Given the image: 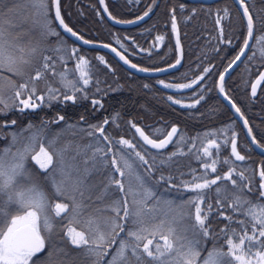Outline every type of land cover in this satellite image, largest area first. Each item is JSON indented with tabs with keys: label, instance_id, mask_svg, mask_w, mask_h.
Masks as SVG:
<instances>
[{
	"label": "snow or ice",
	"instance_id": "6c2138e0",
	"mask_svg": "<svg viewBox=\"0 0 264 264\" xmlns=\"http://www.w3.org/2000/svg\"><path fill=\"white\" fill-rule=\"evenodd\" d=\"M239 2L243 6L244 15L247 17L248 38H251L254 28L253 16L249 13L244 0H239ZM29 3L37 10V15L43 16L45 21L42 25L44 33L58 35L54 32L52 21L49 19V0H29ZM51 3L55 8V20L59 22V25L65 31L72 36H77V33L73 32L61 16L60 0H51ZM101 3H103V0H101ZM3 6V0H0V9ZM181 8H183V5H181ZM105 11H107V8H105ZM149 11H151V8ZM225 12H227L226 9ZM148 14L149 12H145L144 16ZM139 19H143V17H139ZM26 22L21 21V23ZM128 22L131 23L132 21ZM219 22L218 20L217 23ZM17 26L11 21H6L3 15H0V69H6L8 72L23 78L26 70L31 66L32 60L36 58L37 53L41 50L36 46L25 50L23 47L14 46L10 41H7L5 39V28L12 29ZM175 28V16H173V30ZM78 38L83 40V37ZM157 39L163 40V37H157ZM84 43H89V41L85 40ZM246 48H249V39L244 40V46L232 63L229 64V69L245 55ZM112 50L115 51V49ZM53 51L59 52L61 49L57 48ZM77 51V49H72L73 54ZM16 53H19V55ZM117 55L120 54L117 53ZM120 58L125 63H130L124 56H120ZM253 58L249 57V60ZM58 62H63L62 58L54 59L52 56L41 55L40 65L35 70V74L28 75L23 83L15 87V100L11 104H7L0 96V116L7 115L12 110H18L21 113L25 110H35L45 104L50 105L53 101L75 103L78 99H88L86 86L91 82V76L88 71L84 70L88 66V61L84 57L78 58V63L72 72L79 71L80 75L75 79H69L70 72L68 70L59 71L57 69ZM176 63L179 64L180 61L177 60ZM131 66L136 67L135 64ZM171 67H175V65H171ZM140 70L147 71V69ZM209 71L208 68L204 69V73ZM227 71L228 69H225V72ZM49 74L60 83L61 87L54 88L51 84L46 83L44 94L38 95L37 82L47 81ZM202 79L203 76L198 77L189 84H181L176 87L191 88L192 85L197 84ZM219 79V89L223 93L225 79L223 73L220 74ZM261 81H264V72L259 74L256 83L252 85L253 96L256 95V88ZM160 83L163 84L164 82L160 81ZM165 87H173V85L167 84ZM61 88L65 93L70 90L72 94L62 95ZM96 91L99 92L100 89L97 87ZM176 103H180V101H176ZM196 103H199V100ZM92 105L94 110L98 105L102 107L99 100H92ZM193 106L188 105V107ZM233 107L236 112H240V109L236 108L234 104ZM83 119L81 117V120ZM61 121H65V117L58 115L50 122H43L41 129L31 132L27 137H23V133L35 128L31 123L21 129L20 132H9L7 135L11 137V143L8 147L0 149V264H37V260L40 259L37 254L45 249V239L49 240V246L52 243L50 235L52 223L48 215V208L50 207L48 194L35 184L30 187H22L18 183L19 177L29 175L26 168L29 158L34 160L40 169L48 173L46 179L52 184L53 195L65 198L71 204L70 209L69 203H57L55 205L56 216L70 212L71 222L77 224L81 223L78 218L83 215L87 207L84 201L89 197L85 193L90 194L92 189L96 187L94 184L85 183L91 172L99 171L100 168H111L108 182L103 185L101 194L96 197L99 200H103L104 196L109 194L113 185L116 186L117 191L125 192V184L122 179L116 178V173H119L121 178L135 176L139 189L142 190V198L136 200L135 197L141 195V192H133L129 188L124 197L106 204L105 210H111L115 215L103 219L105 230H101L99 219L93 216H89L84 222L87 235L85 231H77L76 228L70 227L68 229L67 236L71 240V244L78 247L84 246L86 255L94 258L93 264H103V257L108 255V248L117 242L116 238L120 236V233L125 232L126 222L130 226L127 228L125 236L119 240V247L108 264H234V261H238L240 264H264V239H262L264 238V205L258 202L254 204L248 199L244 194L245 186L233 179L235 173L243 182L245 179L243 172L236 173L235 168H231L225 175H216L214 179H209L206 178L208 169L215 173L218 161L212 160L211 163H205V172L201 176H193L192 181H181L177 188V190L183 188L190 191L195 194V197L187 201L186 204L175 205L174 201L163 200L154 190L161 186V182L171 185L172 176L160 175L149 186L148 179L137 171L139 168L147 166L148 177L150 178L152 172L155 171V156L151 157L153 163L150 164L145 155H142L140 151H135V144L130 140L121 138L116 140L115 143L132 149V153L126 154L121 149L116 148L115 153L109 159V153H113V139L109 138L104 128V125L109 123L108 119L98 125H89L87 129L78 128L79 122L69 124L65 121V126L73 135L77 131L85 132L87 136L96 141L95 144L84 146L85 149L91 150V154L85 156L82 161L83 171L80 162L77 160L78 157L84 154L79 146H77L74 154L69 155L71 142L64 144L62 147H57L59 133L52 139L42 136L43 128L47 127L48 123H59ZM244 123L247 125V120ZM15 124V120L0 124V130ZM131 127L135 129L145 144L157 150H163L169 144L175 143L173 137L178 132V129L173 127L164 139L157 140L150 138L135 124H132ZM251 131V128H249V134H251ZM97 133H99V136H97ZM2 138H4V133L0 131V139ZM252 139L253 142H256L255 137ZM103 141H107V147L101 146ZM228 143L229 141L226 140L224 147H227ZM45 144H47V147L44 146ZM230 144L231 153L235 156V159L243 161L245 157L237 151L235 138L230 141ZM17 145L21 146L13 152L12 148ZM37 148H39L38 152L36 151ZM210 148H214L217 156H219L221 145L217 144L215 139L211 140L209 145L203 149L204 155L207 157L213 155ZM145 151L147 150L145 149ZM33 153L35 154L33 155ZM175 155L177 153L172 154V156ZM133 156L135 159L132 158ZM5 157H10V159L6 161ZM171 158L170 156L169 159ZM197 159H201V157L197 155ZM227 162L228 160L225 158L223 163ZM89 164L91 167L88 166ZM260 177L264 180V170L260 172ZM218 181H231V184L238 189V194L233 197V203L229 204V208L233 213L243 212L246 217L251 219V234H249V228L245 220H234L231 215L224 216V205L220 199L216 200L215 208L211 203H205V190L212 189V186L217 185ZM259 188L261 189L259 197H264V182L259 185ZM167 190L171 191L172 189L170 187ZM215 191L219 197L221 187L217 186ZM248 191L251 192V188ZM128 195L134 197L132 210L128 207ZM5 196L7 197L6 201L3 199ZM149 201H154L156 205L163 203L170 208L178 207L182 209L185 206H194L195 215L194 223H192L190 229L191 237L187 234L189 229L186 228L183 230V234H178L175 228L171 226L170 221L161 219L157 222L155 216H149L148 213L154 211V209L148 208ZM202 204L204 207H201ZM8 205H15L14 215L5 212ZM246 205L247 207H245ZM121 211L123 212L122 216L120 215ZM213 213L223 216L228 221L218 233L211 229L208 223V218ZM181 218H183L182 213ZM233 223L238 224L239 229L233 228ZM42 232L44 235L41 234ZM149 237L151 238L149 239ZM209 239L212 241L213 247L208 250L206 256L201 258V252ZM221 239L224 240V244L217 246ZM225 245L227 251L223 250ZM253 248L262 250L255 252L245 260V250L247 249V252L251 253ZM129 251L130 255L128 254Z\"/></svg>",
	"mask_w": 264,
	"mask_h": 264
},
{
	"label": "trees",
	"instance_id": "16d2710c",
	"mask_svg": "<svg viewBox=\"0 0 264 264\" xmlns=\"http://www.w3.org/2000/svg\"><path fill=\"white\" fill-rule=\"evenodd\" d=\"M19 1L20 0H3L4 6L0 10L3 11L7 7L11 6L14 7V16H16L18 24L21 26L23 24L21 21H23L22 19L25 17L26 13L29 12V8L25 4L21 5ZM106 1L111 13L115 17H118L122 20H131L137 16H140L146 10V7L152 0ZM223 2L224 4L229 3L231 7H228L231 10L229 21L236 20L233 13H235L240 18V33L242 32V38L244 39L246 27L238 12L236 4L232 0H223ZM218 3L219 2L212 4L211 7H218ZM255 4L258 10H264V0H257L256 3L251 4V7L249 6L250 10L253 11L252 13L256 16V12L253 7ZM178 5L179 0H162L156 9L157 13H154L151 19L142 25V27L138 26L130 29H120L111 25L102 15L97 0H61V11L66 23L82 36L90 40L114 44L120 48L133 62L145 67H157V63L151 65V63L154 62L153 58L156 53L147 50L149 46V39L152 37V32L149 34H141L139 31L154 25V22L158 20L160 24L153 31L156 29L159 30V32L167 30L169 33L168 23L169 19L171 18L170 11H176L173 16H177L179 22L182 25L185 11L178 10ZM186 5L190 12L193 6H198L197 8L200 7V4H193L187 1ZM51 8L52 3L50 9ZM214 8L212 11L207 12V14L204 11L202 14H195L196 19H200L199 16H203V19L206 17L207 23L212 24L214 22L213 16H215L213 12L215 11ZM219 16L220 15L217 14L216 19ZM191 17L192 22H194V15L191 14ZM260 21H262L261 18L259 19V22ZM192 26L193 25H191V27ZM190 40L191 38L189 39L188 35H183V42L186 47L187 41L189 42ZM52 41H54V39H52ZM69 43L75 47H78L80 52L91 55V57L88 56V59H90L89 72L91 71V66L96 69L95 74L93 72L89 73L91 76V82L86 86L88 99H78L75 103L53 101L50 105L45 104L35 110H25L23 113L19 112L18 110H12L9 111L7 115L0 116V124H5L6 122L10 123L12 120L16 121L15 125L11 127H4L2 130H0L4 133V138L0 139V149L5 146L7 141L11 138L9 135H7L9 132H19L21 129H24L27 125H29V123L35 126V131L37 129H41L43 122H50L58 115H62L65 117V121H67L69 124H75L76 122H79L77 126L78 128L87 129L89 125H98L103 123L105 119H108L109 123L104 125V128L106 134L109 135V138L113 139V153H109V159H111L112 155L115 153V147L120 148L121 151L126 154L132 153V149H129L130 152H127L125 146L115 143L116 140H119L122 137L130 138L131 140L135 141V143L132 142L136 145L135 150L140 151L141 154L149 157L150 159L153 156L156 158V173L151 174L150 178L148 177L147 166L137 170L139 173L142 171L147 173L143 175L147 176L149 186H151L152 181L157 180L160 175L177 177L171 185L161 182V186L154 189L157 195L162 197L163 200L170 198L175 202L176 205H181L186 204L187 201L193 199L195 197L194 193L186 191L183 188L177 190L180 182L192 181L195 174L201 176L205 172V169H203V164L211 163L212 160H217V173L228 171L229 168L233 167L235 170L237 169L236 173L243 172L245 177L243 182L240 181L239 176L236 174L233 179H236L238 183H241L245 186L244 194L248 199H250L254 204L258 202L259 204L264 205V197H259V192L261 191L259 185L264 182V180H262L260 174H257L260 168L261 171L264 170V156L259 155L250 147L249 142L245 137L244 129L233 117L232 113L223 100L219 97L216 88V80L218 75L220 74L221 70L225 68L227 61H230L238 53V46H235L231 49H229V46H223V48H227L223 50L222 53H220V56L224 61V66H214L213 76L212 74H206L207 81H205L206 83L204 88L199 86L198 88H194L185 93L171 94L162 88H159L155 82V78L138 76L129 72L119 60L115 59L110 54L96 49L81 47L72 40H69ZM139 47L142 50L136 49ZM98 54H101L103 59L97 57L99 56ZM249 54V57H254L253 59H256L254 50ZM41 55L52 56L54 59H57V56L52 54L51 50L48 49L43 50L38 56L40 57ZM194 59V56H190L187 59L185 67L183 68L184 71L168 76L175 78L174 82L187 84L189 79H191L190 76L193 74L192 70L196 68V62H194ZM262 62L263 63L260 64V67L258 66V68L254 66L255 64H252L251 60H246L245 64H249V66L253 68H258L253 72L250 82L264 68V60H262ZM39 65L40 58L36 66L39 67ZM2 71L4 70L0 69L1 75ZM10 75V73L7 74V76L4 74L8 81L11 80L13 82L14 87L11 89V92L13 91L14 93L15 87L20 83H23L28 78V76L25 75L23 78H21L16 75L10 77ZM240 75H242V68L240 71L228 78L226 81V90L236 102L242 113L246 116L257 141L264 146V85L262 86L259 95L253 98L250 95L251 83L249 85L242 86L241 84L244 76L242 78ZM49 76H51V74H49ZM56 81L52 78L50 81H38L37 84L39 85V88H44L43 82H51L55 86L57 84ZM97 81L99 82L98 84L96 83ZM146 85L147 87H145ZM60 87L61 86L59 85L58 87L54 88ZM97 87L100 89L99 92L96 91ZM44 92L45 91H39L37 94H44ZM61 94L71 95L72 92L67 91V93H65L64 90H61ZM168 96L172 98L168 99ZM175 97L177 100L181 99L182 101H180V103H176L177 100ZM201 97H203V99H201ZM94 99L99 100L102 107L98 105L94 110L92 105V100ZM13 100H15V96H13L8 102L12 103ZM197 100H199V103H196ZM188 105L194 106L188 107ZM81 117L84 119L81 120ZM65 121H61L59 123H48V126L43 128L42 136H44V131H51L57 126H65ZM132 124L142 126L154 138H160L167 129L174 125L178 126L179 133L175 143H173L164 151H158L147 147L138 138L135 129L131 127ZM156 126H159L160 128L155 129ZM219 129H225V133H222L221 131L216 132ZM210 130H215V134L218 137L216 143L221 145L219 156H217L216 150L214 148H210V151L213 153L212 157H207L204 155V153L202 154L204 147H207L209 142L214 139L215 135L210 133ZM203 133H206L204 137L199 136V134ZM97 136H99V133H97ZM81 137L84 139H89V136H87L85 132L78 131V144L80 143L78 139ZM194 137H196L195 140L193 139ZM233 138L237 139V148L241 153H243L245 157L243 163L234 161L232 157L230 141ZM180 139H182L181 142L179 141ZM226 140L229 141V143L227 147H224ZM101 144H103L105 147L108 146L107 141H103ZM145 149L147 151H145ZM169 152H175L177 155L169 159L167 157V153ZM197 155H199L201 159H197ZM161 157L164 159H160ZM132 158L135 159L134 156ZM225 158L228 160L227 163H223ZM32 162H34V160H32ZM35 167L37 168V166ZM110 172L111 168H100L99 174H91L89 176L90 181H88V183H94L96 185L95 190L97 194H87L90 197L84 201L87 207L85 208L83 215L78 218L81 221L80 224L71 222L70 212L61 213L58 217L52 216L53 219L51 222L53 233L51 232L50 234L52 243L51 246H49V240L47 239L46 248L41 253L37 254V256L40 257V259L37 260V264H93L94 258L86 255L84 246L78 247L71 244V242L69 243L65 238L66 235L63 238L61 233L65 234V228L68 224L71 226V228H76L78 231H85L87 235L84 222H86L89 216L97 217L99 219V215H95L100 211L106 213L109 217L115 215L111 210H105V205L114 201L113 195L118 194L120 199L124 197L130 188H128V181L132 178L136 180V178L134 175L131 177L126 176L125 178H121L119 174H115L116 178L122 179V182L125 184V192L121 193L117 191L115 189V185H113L112 188L115 190L113 194L109 193L108 195H105L103 200L96 199V197L101 194L103 185L108 182V176ZM217 173H213L210 169H208L206 178L212 179L217 175ZM38 175H42L44 182H46L44 176L45 174ZM223 175L225 174L220 176ZM217 186L221 187V193L219 197L215 191ZM170 187L172 190L166 191V189ZM249 188H251V192L248 191ZM205 191V199L212 203L213 207H216V200L220 199L221 203L224 205V216L231 215L233 216L234 220H245L249 228L248 219L250 218L246 217L243 212L233 213L231 208H229V204L233 203V197L238 194V189L236 186L231 184V181H218L217 185L212 186V189ZM139 197L140 200L142 198V193ZM225 197H227V199H225ZM132 198L134 197L131 195L127 196L128 207L130 210L133 209ZM49 201H54L53 203L56 204L69 203V208L71 209L70 202L65 198L52 196ZM154 203V201L148 202V208L154 209V211L148 213L149 216H155L157 218V222L161 219H166L171 222V225L172 220H175L178 223V215L176 214L175 218L173 219L172 214L174 213L170 212V208L164 210V208H162L163 203L159 205L155 204L154 208ZM94 206L96 207L95 211H93ZM191 207L192 206L189 208ZM245 207H247V205ZM181 210L184 211L183 208ZM6 213L14 215L15 209L7 210ZM120 215H123L122 211ZM67 216L69 218H67ZM100 221L101 220L99 219V222ZM208 223H210L211 229H214L218 233L222 228L225 227L228 221L224 219L223 216L213 213L210 215ZM251 223L252 221H250V224ZM129 226L130 224L126 222L125 232L120 233V236L116 238L117 242L108 248V255L103 257V264H108V262L112 259L113 254H115L117 248L119 247V240L125 236ZM179 226L181 227L180 224ZM100 227L102 231L105 230L102 228L104 227V224L101 222ZM232 227L239 229V225L235 223L232 224ZM175 229L178 234H182V229ZM249 234H251L250 230ZM66 237L68 238V236ZM150 238L151 237H149V239ZM220 244H224L223 239L219 241L217 246ZM212 247L213 243L209 239L206 242L204 250L201 252V256H206L208 250H210ZM223 250L227 251L226 245L224 246ZM261 250L262 249L259 248H253L251 253H248L246 249L245 260H247L249 256L253 255L255 252ZM128 254L130 255V251ZM234 264H240V262L234 261Z\"/></svg>",
	"mask_w": 264,
	"mask_h": 264
},
{
	"label": "rangeland",
	"instance_id": "374dc122",
	"mask_svg": "<svg viewBox=\"0 0 264 264\" xmlns=\"http://www.w3.org/2000/svg\"><path fill=\"white\" fill-rule=\"evenodd\" d=\"M247 1L249 2L250 0H247ZM252 1L253 2H251L250 5L256 3L257 0H252ZM19 3L21 5L25 4L29 8V12L26 13L25 17L22 19L23 21H27L26 23H23L21 26L18 24V20H17L16 16H14V7H12V6L11 7H7L3 11L0 10V15H3V17H4V19L6 21H11L13 24L18 25L17 27L12 28V29H8L7 27L5 28V39L7 41H10L14 46L23 47L25 50H27V49H29L31 47H34V46L38 47L41 50V51H39L37 53L36 58H34L32 60L31 66H29L28 69L26 70V74H25L26 76H28V74L29 75H34V71L36 69H38V66H36L38 64V61H39V58H40L38 55L43 50H46V49L51 50L52 54H54V55L57 56V59L58 58H62V61L63 62H58L57 63V69L59 71L68 70L70 72L69 79L78 78L79 75H80V72L79 71L72 72V70L75 69V66L78 63V58L79 57H84L88 61V66L84 70L89 72L90 59H88V56L91 57V55L88 54V53H82V52H80V50L78 49V47H75L72 44H70L68 38L60 32V30H59V28L57 26V23L55 22L54 16L52 14V10L50 9L51 0H49V19L52 21V28H53L54 32L58 33V35H47V34L44 33L43 28H42V25L45 22L44 21V18H43L42 15H37V10L34 7L31 6V4L29 3V0H20ZM253 7H254L255 12H257L258 9L256 8V4ZM9 9H11V11H9ZM212 9H213V7H210V6H206V7L203 8V10L205 11L206 14H207V12L212 11ZM226 10H227V12H225V9H224L223 10V13L221 14L222 17H224L223 19H227L231 15V10L229 8H227ZM193 12L195 14L198 13V11H196V9H194ZM216 15H217V13H216ZM116 18L117 19H120L118 17H116ZM261 38H264V32L261 33V31H260V34H259V36H257V41H256V42H258L259 45L256 44L257 49L254 50V53L260 52V55H263V57H260L255 62L252 61L255 64L254 66H256V67H258L260 64H262L263 63L262 60H264V39H261ZM52 39H54V41H52ZM259 46H260V48H259ZM57 48H60L61 51H59V52L53 51L54 49H57ZM72 49H77L78 51L75 54H73ZM16 54L19 55V53H16ZM69 57H71V59H69ZM97 57H99L100 59H103V57L100 56V55L97 56ZM248 68L251 70L250 76H249V74H246V71L248 70ZM258 68H253V67L251 68V66H247V67L244 68L243 73L245 72V78H243V77L242 78L244 80L245 85H248L249 84L250 79L252 77V73L254 71H256ZM2 70H4V71L1 72L2 75L0 74V96L3 97L5 103L11 104L8 101L14 96L13 91L11 92V89L14 87L13 86V82L11 80H9V81H11V82H9L5 78V76H4V74L7 76V74H9L10 72H8L6 69H2ZM95 71H96V69L93 66H91V71L90 72H93L95 74L96 73ZM10 74H11L10 77H12L14 75L13 73H10ZM51 79H52V77L49 76L47 81H50ZM56 82H57V84L55 86L51 82H46V83H49V84L51 83V85L53 87H58L60 85V83L58 81H56ZM46 83L43 82L44 88H39V85L37 84V92H39V91H45V85H46ZM241 85L243 86L244 84H241ZM61 90H63V89L61 88ZM109 91H111V90H109ZM169 97L170 96H168V99H169ZM175 99L177 100L176 97H175ZM178 100L179 101H182L181 99H178ZM157 128H160V127L159 126H156L155 129H157ZM169 130H170V128L167 129L163 133L162 136H165L168 133ZM224 130L225 129H219L216 132L221 131L222 133H225ZM33 131H34V129H31V130H29L27 132H24L23 133V137L29 136L31 134V132H33ZM216 132H215V130H210V133H213L215 135L214 136V139L215 140L218 139L217 135L215 134ZM58 133L60 134L59 135V140L57 142V147L58 148L59 147H62L66 143L71 142V150L69 151V155L74 154L77 146H79L80 149L82 150V152L84 153L83 155H81L80 157L77 158L78 162H80L81 170L83 171L84 165H83L82 161L84 159V155L87 156V155H90L91 154V150L85 149L84 146H86L88 144H95L96 141L93 138H90V137H88L89 139H84L83 137H81L80 139H78V141L80 142L78 144L77 143V134H78V131L76 132L75 135H73L72 132L66 126H57L56 128H53L51 131H44V137H47V139H52ZM205 135H206V133L199 134V136H201V137H204ZM122 138L123 139L130 140L131 142H134L135 143V141L131 140L130 138H125V137H122ZM195 138L196 137H194L193 139L195 140ZM179 141L181 142L182 139H180ZM10 143H11V138L7 141V143L5 144V146H3L1 149L8 147ZM19 146H21V145L14 146L12 148V151L15 152L16 149H17V147H19ZM44 146L47 147V144H45ZM101 146L102 147H105L103 144H101ZM116 148H118V147H115L114 148V151H115ZM36 151L38 152L39 151V148H37ZM49 151H51V149H49ZM126 151L127 152H130V150L128 148H126ZM135 151H137V150H135ZM173 153H175V152H171V153L169 152V153H167V157L168 158L170 156L173 157L172 156ZM203 153L204 152L202 150V154ZM34 154L35 153H33V155ZM145 158L149 160V163L150 164L153 163L152 160L149 157H146L145 156ZM9 159H10V157H5V160L6 161L9 160ZM160 159H164V158L161 157ZM35 166H37V168L39 167V165H37L35 161L32 162L31 158H29V160H28V162L26 164V168L28 169L29 175L18 178L19 186H22V187H30L31 185L35 184L41 190H43L45 193H47L49 199H51L52 196L54 197V195H53L54 189L52 187L51 182L48 179H46V176L48 175V173L45 170H43V169H39V168L37 169ZM88 166L91 167L90 164ZM203 169H205L204 168V164H203ZM230 169L231 168H229L228 171ZM228 171H225V172H222V173H217V171H216L215 173H217V175H222V174H226ZM99 173H100V170L99 171H93V172H91L89 174V176L91 174H99ZM155 173H156V171L152 172V174H155ZM38 174H45L44 176H45V181L46 182H44V179H43L42 175H38ZM116 174H119V173H116ZM140 174L143 175V174H147V173L145 171H142ZM89 176H88L87 180L85 181L86 184L88 183V181H90V177ZM195 176H199V175L198 174H195ZM234 176H235V173L233 174V177ZM145 177L147 178L146 175H145ZM172 177H173V180H172V182H173L174 180H176L177 177H175V176H172ZM214 178H215V176L212 179H214ZM57 179H59V177H57ZM197 182H202V181H197ZM91 184H94V183H91ZM129 187L132 189L133 192L140 191L142 193V190L139 189V186L137 184V181L135 179H133V178L128 181V188ZM166 191H167V189H166ZM114 192H115V190L112 188L109 193H112L113 194ZM92 193L93 194H97L95 188L92 189V191H91L90 194H92ZM85 194H86V196L90 197L89 195H87L89 193L86 192ZM139 196L140 195H137L135 197V199L136 200H139V198H140ZM3 199L6 201L7 200V197L5 196V197H3ZM113 199L114 200H118L120 198H119L118 194H116V195H113ZM133 199L134 198H132V200ZM167 201H172V200L170 198H168ZM53 202L54 201H49L50 207L48 208V215L51 218V220L53 219L52 216H56V209H55L56 203H53ZM205 203H210V202L205 199ZM132 206H133V204H132ZM154 206H155V203L153 204V207ZM189 207L190 206L183 207V210L184 211H182L178 207H172V208H170L166 204H163V207L162 208H164V210H167V208H170V212H173L174 213V214H172L173 219L175 218V215L177 214L178 215V218H179L178 223L181 225V227L179 226V224L175 220H172V225L171 226L174 227V228H177L179 230L182 229L181 230V233L182 234H183V230L184 229H186V228L189 229V232L187 234H188L189 237H191V231H190V229H191L192 223H194L195 207L194 206H192L191 208H189ZM201 207H204V205L202 204ZM93 208H94L93 211H95L96 210V207L94 206ZM5 209H6V212H7V210H10V209H13L14 210L15 209V205H8ZM191 209H192V211H191ZM181 213L183 214V218H181ZM98 215H99V219L101 220L100 222L102 224H103V219L106 218V217H109L106 213H103L102 211H100L99 213H97L95 216H98ZM56 217H58V216H56ZM67 218H69V217L67 216ZM209 219H210V216L208 218V221H209ZM250 221H251V219H248V222H249V230L251 231ZM70 227L71 226L67 224V226L65 228V234L64 233H61L62 236H63V238H64L65 235L67 236V232H68V229ZM102 228L104 229V227H102ZM51 232L53 233V229L51 230ZM41 234L44 235L43 232ZM66 236H65L66 240H68V242L70 243L71 240L69 241V239ZM46 241H47V238L45 239V248H46ZM205 245H206V243H205ZM205 245H204V247H205ZM201 258H203V255L201 256Z\"/></svg>",
	"mask_w": 264,
	"mask_h": 264
},
{
	"label": "flooded vegetation",
	"instance_id": "af4514ba",
	"mask_svg": "<svg viewBox=\"0 0 264 264\" xmlns=\"http://www.w3.org/2000/svg\"><path fill=\"white\" fill-rule=\"evenodd\" d=\"M161 1L162 0H152L150 2V4L146 7V10L140 16H137L134 18V19H139V17L144 16L145 12H149V14L147 15L148 19L146 21L142 22L140 25H138L139 27L140 26L142 27V25H144L149 19H151L153 17L154 13H157L156 9H157V7ZM186 1L193 3V4H200L199 8H197L198 6L197 7L193 6V8L191 10V12H193V10L196 9V11H198V13H196V14H202L204 11L203 10L204 7H206V6L211 7L212 4L216 3V2H214L211 4H205V3H201V2H198V3L197 2H191L190 0H179L178 10H180V11L184 10L185 16H184V19L182 21V25L179 22L177 16H175L176 28H175V30H173V15L176 11H170L171 18L169 19V23H168L170 35H169L167 30H163L162 32H159V30L156 29L155 31H153L160 24V22L158 20L156 22H154V25L147 27V28H144V29L139 31V33H141V34H143V33L149 34L152 32V37L149 39V46H148L147 50H150V51H153L154 53H156V55L153 58L154 62H152L151 65L152 64L154 65L157 63V67H145V66H142L138 63H136V64L143 67V68L154 69V70L162 69V68L167 67L169 65H172L173 63L176 62V60H177L176 34H177V32H179V34H180V38H181V42H182V46H183V51H184V60H183V64H182L181 68L174 71V72L165 74V75L152 76L153 78H155V82L157 83V86L159 88H162L165 91H167L165 89L166 88L165 85H167V84L173 85V87H175V88H179L176 86L182 84L179 82H174L175 78H172V76H168V75L184 71L183 68L185 67L187 59L190 56H194V58H195L194 62H196L195 63L196 68L192 70L193 74L190 76L191 79H189V82L187 84L191 83L193 80H196L198 77L203 76V79L198 81V84L195 88H198L199 86H201V88H204V85L206 83L205 81H207V79H206L207 75L206 74H212V76H213L214 66H222V67L224 66V63H223L224 61L222 60L220 53H222V51L227 49V48H223V46H229V49L234 48L235 46L239 47L238 53L230 61H227V63L225 64V67L232 63V61L235 59V57L240 53V49L244 46L245 37L243 39L242 34H241L242 32L240 33V31H241L240 30V28H241L240 18L235 13H233V14H234V17L236 18V20L229 21V18H227V19L222 18L221 14L223 13V10L227 9L228 7L231 8L229 3L224 4L223 0L218 1L219 2L218 7H216V8L213 7L215 9V11H213L215 16H213L214 22L211 24V23H207L206 17H204V19H203V16H199L200 19H196L195 13L194 12L191 13L188 10V7L186 5ZM232 1H234V0H232ZM244 1L247 3L248 7L249 6L251 7L250 3L253 2L252 0H250L249 2L247 0H244ZM181 5H183V8H181ZM150 8H151V11H149ZM252 12L253 11L250 10L251 15L253 14ZM216 13L218 15H220L217 19H216ZM191 14L194 15V20H195L194 22H192ZM252 16H253V20L255 22V33H254L252 45H251L250 50H249L247 56L245 57V59L241 62V64L238 66V68L232 74V75H234L235 73L240 71V69L242 68V75H240V77L244 76V78H245V72L243 74V69H244V67L249 66V64H245V62H246V60L249 59V56H250L249 53L251 51L257 49L256 44L259 45L258 42H256V41H257V36H259V34H260V31H261V33L264 32V10H258L256 12V16L254 14ZM260 18L262 19V21L259 22ZM218 20L220 21L219 23H217ZM191 25H193V26L191 27ZM138 26H136V27H138ZM122 29H130V28H122ZM183 35H186V36L188 35L189 39L191 38V40L189 42L187 41V43H186L187 47L185 46V44L183 42ZM161 36L163 37V40H158L157 37H161ZM259 48H260V46H259ZM136 49L142 50L140 47L136 48ZM98 55L101 56V54H98ZM255 55H256V59H251V62L252 61L255 62L260 57H263V55H260V52L255 53ZM136 56H137V54H136ZM252 64L254 65L253 62H252ZM241 66H243V67H241ZM205 68H208L210 71L208 73H204ZM259 73H258V75H259ZM246 74H249V76H250L251 70L249 68L246 71ZM219 75H218V77H219ZM257 76L254 79H252V81L249 82V84L251 83V85H252L253 81L257 78ZM160 81H163L164 83L162 84V83H160ZM242 84L245 85L244 80H242ZM262 86H261V88H262ZM261 88H260V90H261ZM260 90H259L257 96L259 95ZM167 92H170V91H167ZM250 95H251V92H250ZM251 97H252V95H251ZM253 98H255V97H253ZM252 132H253V130H252ZM260 145L263 146L262 144H260ZM260 172H261V168L258 170L257 174H259Z\"/></svg>",
	"mask_w": 264,
	"mask_h": 264
},
{
	"label": "water",
	"instance_id": "95a60500",
	"mask_svg": "<svg viewBox=\"0 0 264 264\" xmlns=\"http://www.w3.org/2000/svg\"><path fill=\"white\" fill-rule=\"evenodd\" d=\"M97 1H98L99 6H100V9H101V12H102L103 16L106 18V20L111 25H113L115 27H118V28H133V27H136V26L140 25L142 22H144V21H146L148 19V16H143V19L129 20V21H132L131 23H129L128 21H124V20L117 19L110 12V9L108 7V4H107L106 0H103V3H101V0H97ZM190 1L191 2H197V3L198 2H201V3H205V4H211V3H214V2H218L220 0H190ZM234 2L237 4L238 8L240 9V12H241L242 16L244 17L245 23L247 25V17L243 13V6L240 4L239 0H234ZM244 3L247 6V3L245 1H244ZM105 8H107V11H105ZM60 10H61V0H60ZM52 11H53L54 19H55V8H54V5L53 4H52ZM249 13H250V11H249ZM61 16L63 18L62 12H61ZM55 22L57 23V26H58L59 30L67 38H69L70 40H72L73 42H75L76 44H78L79 46L85 47V48H88V49H97V50H100V51H104V52L109 53L114 58H116L117 60H119L124 65V67L126 69H128L130 72H132V73H134V74H136L138 76L152 77V76L165 75V74H168V73H171V72H174V71L180 69L181 66H182V64H183L184 51H183V46H182V42H181V38H180L179 32H177V34H176V41H177V60H179L180 63L179 64H177L176 62L173 63L172 65H175V67H171V65H169V66L164 67L162 69H156V70H154V69L143 68V67L137 65L132 60H130L129 57L125 55V53H123L120 49H118L116 46H114V45H112L110 43L89 40V39L83 37L82 35H80L79 33H77L76 31H74L73 29H72L73 32H76L77 33V36H72L70 33H68L67 31H65L62 26L59 25V22L58 21L55 20ZM64 22L66 23L65 19H64ZM254 33H255V25H254V28H253V36L251 38H248V31H247V38L246 39H249V48H246L245 49V55L242 56L241 59L239 61H237L236 64H234L230 69L227 67L226 68V69H228L227 72H225V70L222 72L224 74V76H225V79H224V82H223L224 84H225L226 80L229 78V76L234 73V71L238 68V66L241 64V62L247 56V54H248V52L250 50V47L252 45V42H253ZM78 37H83V40L79 39ZM85 40L86 41H89V43H84ZM112 49H115V51H113ZM117 53H119L120 55H117ZM120 56H124L128 61H130V63H125V61L122 60L120 58ZM132 64H135L136 67L133 68L131 66ZM140 69H147V71H141ZM262 72H264V69L260 73H262ZM258 78H259V75L255 79L254 83H256V81H257ZM197 84L192 85L191 88H172V87H166L165 89L167 91H170V92H185V91L192 90L195 86H197ZM263 84H264V81H261L260 84L257 86V88H256V95L255 96L252 95V88H251V95H252V97H256L257 96V94H258V92H259V90H260V88H261V86ZM219 85H220V79H218V85H217V87H218V93L220 95V98L226 104V106L228 107V109L232 113L233 117L240 123V125L244 129L245 134H246V137H247L248 141L250 142L251 146L254 148V150L257 153H259L260 155L264 156V147L261 146L257 141L256 142H253V139H252L254 137L253 132L251 131V134H249V132H248V129L251 128L248 120L246 119V117L243 115V113L241 111L239 113L236 112L235 108L233 107V104L236 106V108H239V107L226 94L225 90H224L223 93L220 91ZM245 120H247V122H248L247 125H245V123H244ZM137 127L141 128L145 132L146 135H149L141 126L137 125ZM174 127H176V126H174ZM176 128L178 129V127H176ZM136 134H137L138 138L144 143L143 139L139 136V134L138 133H136ZM166 136H167V134H166ZM166 136H164L161 139H164ZM149 137L152 138V139H155V138L151 137L150 135H149ZM175 137L176 136H174L173 139H175ZM157 140H159V139H157ZM145 145L147 147L153 149L150 145H147V144H145ZM170 145L171 144H169L165 149H167ZM165 149H163V150H165ZM154 150H157V149H154ZM234 158H235V156H234Z\"/></svg>",
	"mask_w": 264,
	"mask_h": 264
}]
</instances>
